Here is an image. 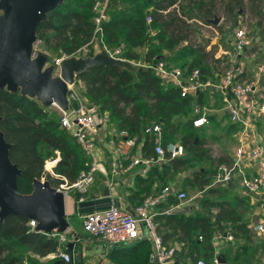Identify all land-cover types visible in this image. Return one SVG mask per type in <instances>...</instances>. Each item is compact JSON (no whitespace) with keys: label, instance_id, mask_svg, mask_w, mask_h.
<instances>
[{"label":"trees","instance_id":"1","mask_svg":"<svg viewBox=\"0 0 264 264\" xmlns=\"http://www.w3.org/2000/svg\"><path fill=\"white\" fill-rule=\"evenodd\" d=\"M95 1L64 0L63 4L48 12V19L37 26L36 35L50 55L73 53L90 41L94 29L91 8ZM177 1L107 0V18L101 24L103 43L107 48L123 44L121 57L124 59L142 61L145 65L161 60L168 68H180L183 76L198 68L200 79L205 82L215 68L212 63L216 61L212 58L213 47L206 50L207 44L195 45L190 40L188 25L174 8ZM203 1L196 2L192 9L198 13L202 11ZM256 2L247 0L251 7ZM243 4L244 0H221L222 11L233 14L235 21ZM204 8L198 18H190L204 21L212 17V0ZM147 16L151 18L150 22H147ZM218 32L222 33L220 26ZM143 48L146 51L142 55L139 50ZM158 56L162 57L158 59ZM75 83H81L82 98L95 107L97 114L105 118V123L116 129H126L132 136L138 137V143L142 142L144 157H155L154 136L142 134L150 122L161 124L162 143L173 140L178 132L182 134L186 155L163 163L155 161L156 164L153 162L144 175L136 174V190H132L128 197L130 206L135 207L144 197L159 192L178 174L186 172L190 173L182 178L181 190L194 188L206 192L207 195L199 198L198 208L193 213L154 216L156 231L163 244H179L176 263L188 264L198 258L208 261L213 256L211 239L216 231L212 228L213 223L222 232H225V225L229 223L234 237L239 233H248V223L242 221L241 213L233 207L235 202H243L244 197L231 191L234 188L232 184L225 187L211 185L218 166H213L212 159L201 148V137L206 127L193 125V119L201 115L195 112V108L202 105L201 91L195 94L196 98L192 94L181 96L178 85L145 66H139L135 71L118 66H94L78 74ZM220 96L222 98L221 93ZM0 116V130L11 144L10 160L21 170L16 180L20 192L30 193L35 178H45L54 187L65 180L71 183L82 170L88 168V156L73 136L61 128L56 108L44 106L35 98L19 92L0 89ZM176 118L186 120L177 122ZM208 119L213 120V116ZM235 124L240 125L238 122ZM56 152L60 159L53 171L59 177L51 176L44 167L45 161L54 158ZM104 188H101L100 193H103ZM77 199L78 194L75 193L74 200ZM177 203L178 200L169 195L158 206ZM213 208H217V211L213 212ZM68 219L76 225L78 233L75 236L80 238L82 231L84 237H89L83 229L81 215L74 212ZM27 221L24 217L12 215L0 223V264H58L57 257L47 261L42 258L59 250L70 253L66 243L59 241L58 234L52 236L36 232ZM198 236L202 239L198 240ZM124 245L109 252L115 264H157L149 259L151 247L147 238Z\"/></svg>","mask_w":264,"mask_h":264},{"label":"built area","instance_id":"2","mask_svg":"<svg viewBox=\"0 0 264 264\" xmlns=\"http://www.w3.org/2000/svg\"><path fill=\"white\" fill-rule=\"evenodd\" d=\"M92 22L94 24L93 34L87 45L73 53L66 54L61 52L60 54L52 57L42 47V40L36 37V40L32 44L31 57H35L39 52L44 53L47 56L43 68L52 65L53 74L59 75L60 63L63 59L74 57H87L93 56L97 51L105 49L107 53L114 58H122L123 44H118L113 48H107L102 39V22L107 18V0H96L91 8ZM147 22H150L151 18L146 17ZM248 45V39L246 36V28L236 26L234 29V42L233 50L230 53V60L228 65L223 70L218 81L214 84L209 81L203 82L200 79V70L194 68L183 76L182 71L178 67H167L163 61L155 62L151 65L141 64V66L150 67L155 72L172 80L176 85L180 87L181 96L188 94H195L199 89L206 86H214L222 95V100L225 103V107L229 112L230 119L233 122H238L241 125V135L239 137V146L235 151L234 161L227 165L221 163L217 167V174L215 176V183H226L231 180L236 172H242L240 165L243 163V157L245 148H248L249 161L256 167V172L253 175H243L241 178V186L247 192H262L264 194V136H261L259 142L248 143L245 142V136L249 133L254 120V112L260 115H264V98L261 100L251 99L246 102L249 95H252L257 88V82H248L238 79L240 63L238 57ZM97 48V50H96ZM74 84L68 85L67 92V109H60L57 107L61 128L68 131L76 143L80 146L85 155L88 156V168L82 170L76 177V179L67 183H60L56 188L64 193L65 200L69 191H73L78 194L77 203L86 199L91 185L95 180V175L101 170L100 161L96 160L94 156V150L96 147L95 134L101 126L105 123V118L100 117L94 111V107H88L84 104L83 98L74 88ZM97 112V111H96ZM206 122V119L202 116L193 120L194 126H202ZM142 134L154 136L155 157L142 158L137 150L138 137L131 135L126 129H115L114 136L109 139V144L112 148L113 158L111 160L112 173L118 174L125 172L133 167L145 164L142 171L145 173L147 168L155 161L166 162L169 159H175L182 157L185 154V148L182 143L176 141H168L162 143V126L157 122H150L145 126ZM245 134V135H244ZM59 153L56 152V156L52 158L49 163L51 166L46 168L53 177H59L53 171L54 166L59 161ZM46 161L45 163H47ZM106 185H110L106 181ZM171 195L178 201L186 200V192L183 190H175L172 186L166 185L159 192L155 194H149L144 197L143 201L136 205L131 211L120 208L114 202L103 210L92 211L82 214L83 229L89 235L90 238L99 239L103 241L108 248L120 244H128L137 241L142 238L140 233V224L147 232L146 238L149 240L151 251L150 261L157 264H180L176 263V251L178 250L177 244L164 245L162 238L156 231V223L154 222V216L157 214H169L172 213L171 207L158 208L160 202L165 201L168 196ZM66 203V201H65ZM27 224L34 229L36 222L34 220H28ZM252 230L255 232H264V221L261 220L252 226ZM59 235V241L65 242L67 240L65 233H56L52 231L49 235ZM221 237V233L217 234ZM225 238L232 240L233 235L230 231V224L227 226L225 232ZM75 238V237H74ZM202 237L198 236V240ZM52 258H59L66 263L75 264V256L71 253L58 251L53 253ZM102 264H112L108 259H103ZM188 264H222L219 256L213 254L208 260L198 258L192 263Z\"/></svg>","mask_w":264,"mask_h":264},{"label":"water","instance_id":"3","mask_svg":"<svg viewBox=\"0 0 264 264\" xmlns=\"http://www.w3.org/2000/svg\"><path fill=\"white\" fill-rule=\"evenodd\" d=\"M64 0H0V89L19 92L35 98L44 106L67 109L68 85L76 76L94 66H118L135 71L137 67L126 59L114 58L105 49L87 57H68L60 63L59 75L53 74V66L43 68L47 56L39 52L31 57L32 44L36 40L37 26L48 19L47 14ZM214 16L208 22L217 24ZM162 56H158L160 59ZM96 114L97 112L94 111ZM1 119V116H0ZM11 144L0 130V223L9 216H20L34 220V231L49 234L65 233L70 227L66 213L65 196L48 180L35 178L30 193H22L17 187L21 170L10 160ZM108 187L97 198L78 202L77 213L85 214L103 210L111 205ZM74 242L67 244L73 253ZM58 264L66 263L59 259ZM223 263V262H222Z\"/></svg>","mask_w":264,"mask_h":264},{"label":"crops","instance_id":"4","mask_svg":"<svg viewBox=\"0 0 264 264\" xmlns=\"http://www.w3.org/2000/svg\"><path fill=\"white\" fill-rule=\"evenodd\" d=\"M208 19H210V18L204 19V21H207ZM220 22L221 21H219L217 24H214V25H218ZM239 25L240 24H235V27L239 26ZM235 27H234V29H235ZM215 28L217 29V34H218L219 33L218 32V26H216ZM215 38L217 39V37H215ZM211 48L213 49L212 58H214V60H216L215 61L216 63L222 57L227 58L228 62H229V60L231 58L230 53L232 52L233 47L230 51L229 49H226L225 47H223L218 42V40H216V41L212 40L211 41ZM145 51H146L145 48L139 50L140 54H142V55ZM215 62L214 61L212 62L213 65L215 64ZM240 65H241V63H240ZM213 70H212V75H213ZM242 70H243V68H241V66H240L238 79L242 80V81H246V79H244V80L242 79V73H243ZM222 73H223V71L220 72L219 77ZM210 77L207 78L206 81H209L212 84H214L218 81V80H216L213 82L210 80ZM219 77H218V79H219ZM208 87L215 88L214 86H206L204 88H208ZM204 88L199 89L197 92H199V91L202 92V90ZM197 92L195 94H197ZM195 94H192L194 96V98L197 97ZM218 94L220 96L219 92H218ZM220 98H221V96H220ZM251 99L256 100L255 98L252 97V95H249L248 98L246 99L245 103H248V101H250ZM83 101H85V100L83 99ZM223 104L225 105L224 101H223ZM52 107L57 109L56 106H52ZM90 107H93V106L90 105ZM199 108L200 107L196 108V110H198L197 113H199V112L201 113V109H199ZM201 108H204L203 104L201 105ZM225 109H226V107H225ZM227 113H228V119L225 121V125L228 124V125L234 126L235 128H237L236 130H234L236 132H238V129L241 130L242 129L241 126L238 124H235V122H233L230 119V115H229L228 110H227ZM199 117H202V115H200ZM199 117H197V118H199ZM254 117L255 118L253 120L252 126H251L250 131H249V133H252V138L249 139V137H248L249 133H248L244 139L245 142H247V145H248V143L249 144L250 143L255 144L256 142L261 141L260 138L262 135L257 134V131H256V129H257V121L256 120L263 118L264 115H260L257 112H254ZM176 120H179V118H176ZM224 120H225V118H224ZM203 126H204V124H203ZM115 129L116 128L110 126L109 124L103 123V124H101V126H99V128L95 134L96 147L94 150V156H95L96 160L100 161L101 170L96 173L95 180H94L93 184L91 185L88 193L86 194V199H92V197L97 198V197L102 196L103 193H100V190L102 187L105 186V188L108 187L110 190V196H111L112 202L119 205L120 208H122V209H125L127 211H131L134 207L130 206V203L128 201V197L132 193V190H136V187H135L136 183H135V178H134L135 175L138 173H141L142 175H144V172L142 171V169L145 167V164L137 165L128 171L120 172L118 174L112 173L111 160L113 158V155L111 152L112 148L109 144V139L114 136V130ZM229 129L226 130L225 132L228 133L229 131H231ZM162 140H163V133H162ZM238 140H239V138L237 139V145L235 146L232 153H230L233 161L235 159L236 148L239 146ZM170 141H176V140L174 138L173 140H170ZM195 141L197 142L196 139H195ZM223 141H225V140H223ZM155 142L156 141L154 139V146H155ZM176 142L182 143L181 141H176ZM138 144L139 145H137L138 148L136 147V150L142 158L153 157V156L144 157L143 152H142V148H141L142 142L138 143ZM225 144H226V142L224 143V145ZM247 150H248V148H245L243 163L240 165V169L242 172H236L229 182L217 183L219 185H222V187H225L228 184H232L234 186V188L231 189V191L234 192L235 194H238V196L244 197L243 202H241V203L235 202L233 204V207L235 206L236 210L241 213L242 221L248 223V226H247L248 233H246V235L239 233V235L237 237H234V235L232 234L233 239L230 241L227 240L224 236L229 223H227L225 225V232H222V230L216 229L215 224L214 223L212 224V228H214V230H216V231H214L212 239H211L212 246L214 248L213 254H217L219 256L221 263L223 262L222 264H264V238L263 237L255 238V235H260L263 232H255L254 230H252V226L255 223H257L261 220L264 221V194L262 192H247L246 190H244L242 188L241 183H240L241 178H242L241 174H242V176L243 175L250 176V175L255 174V172H256V167L253 166L251 164V162L249 161ZM152 152H153V150H151V153ZM185 155H186V149H185L184 156ZM184 156H182V157H184ZM158 162L161 163V161H158ZM153 164H156V162H154ZM187 174H189V172L178 174L176 176L175 180L169 181L166 185L172 186L175 190H181L182 178ZM106 181L110 184L109 186L106 185ZM177 184H179L180 187H177L176 186ZM74 195H75V193H74ZM65 205H66V203H65ZM76 205H77V202L74 200L73 211L68 210L66 207L67 217L69 215L73 214L74 212L77 213ZM162 207H171L172 213H187V214H189V213H193V211L198 208V205L187 206V204L184 203L183 201H178V203L175 205L158 206V208H162ZM212 211L216 212L217 208H213ZM78 215H81V214H78ZM69 222H70V227L66 231V236L69 233H71V235H70V237H67V240L64 243H66V249H67V244L71 241L74 242L72 254L75 256V264H102L103 259H108L112 264H115L110 259L109 252L113 248L114 249L119 248L122 244H120L118 246H114L110 249V248H108V246L103 241H101L99 239L90 238L88 236L84 237V232H82V231L81 232L79 231L81 234L80 235L81 237L78 238L77 236L74 235L77 232L76 231V225L74 223H72L71 221H69ZM139 229H140V233L142 236L141 239L146 238L147 232L141 224H140ZM231 230L232 229H231V225H230V231ZM218 233H221V237H219L217 235ZM253 233H255V235ZM141 239H139V240H141ZM137 241H134L132 243H128L124 246L134 244ZM169 244H177L178 249H179V244L177 242H174V243L169 242ZM59 251L65 252L63 250H59ZM52 254L53 253H51L50 255L48 254V255L52 256ZM69 254H71V252ZM224 257L226 259H224ZM176 262H177V259H176ZM178 263L183 264L182 262H179V261H178Z\"/></svg>","mask_w":264,"mask_h":264},{"label":"rangeland","instance_id":"5","mask_svg":"<svg viewBox=\"0 0 264 264\" xmlns=\"http://www.w3.org/2000/svg\"><path fill=\"white\" fill-rule=\"evenodd\" d=\"M198 1L199 0H178L176 2L177 5L174 6L177 11V15L185 20L186 24L188 25L187 30L190 34V40L195 45L207 44V50L211 49L212 40H218V42L223 47L231 51L234 42L235 24H240L239 27H245L248 45L244 48L241 55L238 57V61L241 63V68H243L242 79H246V81L248 82H257V88L256 91L252 94V97L256 100H261L262 98H264V0H257L253 7H251L247 3V0H244V4L239 9L240 15L237 17L236 21L233 14H225L222 11L221 0H212V7L214 6V10L213 15L212 17H210V19L214 18V16L220 18L219 21L221 22L218 25H214L213 23L208 21H200L199 19H195L202 15L203 10L205 9L204 7L207 5L209 6L210 4V0H204V7L202 8V11L198 13L197 10L192 9V7H194L195 3ZM190 17L195 18L193 19ZM216 26H220L222 28V33L217 34V29L215 28ZM215 37H217V39ZM86 45L87 43L77 50L84 48ZM98 52L100 51H97L96 53ZM51 56L54 57L56 56V54L51 53ZM126 60L133 64L135 67H139L144 63L142 61L134 62L128 59ZM227 65L228 59L225 57L220 58L217 63L215 62V68L213 70V75L210 77V80L213 82L218 80L220 72H222ZM74 88L81 96V83H75ZM201 94V100L204 106V108H199L201 109V115L205 119H208L209 116H213V120L208 119L204 123L206 130L204 136L201 137V140H203L201 148L207 153L206 155L212 159L213 166L217 167L221 163L229 165L233 161L230 153H232L235 146L237 145V139L241 135V130L238 129V132H236L234 131V126L228 124L225 125V121L228 119V113L224 107L225 105L223 104V101L221 100L222 98H220L215 88H204ZM84 104L90 107V105L87 104L86 101H84ZM195 106L196 105L194 104V107ZM195 112H198L196 108ZM185 120L186 118H179L177 122H184ZM256 121L257 134L264 136V117ZM229 128L231 131L226 133L225 131ZM248 137L249 139L252 138V133H249ZM182 139V134L178 132L175 140L182 142ZM195 139L197 140L198 137H196ZM225 142L226 144L224 145ZM51 159L52 158L46 160L48 161L47 163H45L46 168H49V166H51V164L49 163ZM41 180L46 179L41 178ZM214 181L215 179L211 183L213 187L222 186L215 183ZM176 186L180 187L179 184H177ZM184 191L186 192V200H184L183 202L186 203L187 206L197 205L199 198L207 195L205 191H198L194 188H186ZM73 204L74 192L71 190L68 192L66 198L67 209L73 211ZM253 234L255 235V233ZM260 237L264 238V232L260 235H255V238ZM49 255L42 258V260L47 261L51 259L52 257Z\"/></svg>","mask_w":264,"mask_h":264}]
</instances>
